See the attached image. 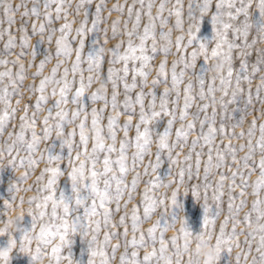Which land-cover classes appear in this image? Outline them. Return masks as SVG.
Masks as SVG:
<instances>
[{
	"label": "snow or ice",
	"instance_id": "obj_1",
	"mask_svg": "<svg viewBox=\"0 0 264 264\" xmlns=\"http://www.w3.org/2000/svg\"><path fill=\"white\" fill-rule=\"evenodd\" d=\"M253 0H227V11H225L224 0H216L215 10L211 11V22L213 25V33L215 45L212 48V54H220L225 59L228 67L223 76L219 78V88L214 86V79L208 83L207 91L204 89L205 80L203 73L197 75L199 85L198 96L201 101L207 100L209 96L213 102L216 97L214 92L220 90L222 96L220 99V107L222 110L227 109L223 97L228 95L231 89V98L228 103H234L238 98L243 97L245 107L242 110L243 114L238 123L231 125L234 129L241 126L245 116L252 114L253 111H259L264 117V107L253 109L251 106L254 103L264 105V48H256L255 61L249 63V57L252 55V49L257 43L254 39L252 42L247 40L249 30L253 27L249 21V8ZM43 13L40 10L41 0H32V6L29 9L27 3H20L15 6L18 10L21 7L24 11L21 13V24L18 31L20 36H14L10 27L14 23V9L10 3L0 0L4 19L9 25L8 28L0 30V38L7 35V39L3 43V48L0 50V66H4V70L0 71V83L7 77L8 85L0 87V135L5 131L6 126L11 119H15L17 108L11 105V97L13 95L22 97L23 93L20 87L23 86L30 96L33 93H38L35 97L34 104L25 103L23 106V114L19 117L20 124L18 131H9L8 139L4 141L0 147V157L7 151L9 155L15 152L17 155L24 151L27 155L19 157V165L27 166V169H33L41 160L45 162V167L41 169L40 174L36 177L37 181H43L47 174V181L39 184L37 193H46L44 195H36L29 197L28 203L32 205L35 202L36 211L29 207L28 212L32 218V226L24 231L17 241L9 234L8 246L11 248L19 243L21 252L30 253V264L41 257L46 256L52 264H60L61 260L66 259L68 264H72L70 252L67 256L63 254V248L71 244V241L66 239V231L68 228L69 213L77 207H83V217H75L83 226L85 234L91 232L88 249V264H94V257H99V264H111L112 259L116 257L117 250L123 247V251L119 255V264H192L191 259L185 261L181 251L184 237L189 234V230L183 225L178 232L170 238H165V232L171 227L176 220V215H173L172 221L163 220L162 217L166 210H169L170 205H174L176 193H171L166 206V197L163 194L155 195V190L160 187V179L157 176L150 178L145 182V187L142 193V199L139 205L132 206L131 214L125 213L120 215L118 222L112 219L113 210L109 205L115 201L116 210L120 209V200L124 195L125 190L128 191L129 200L132 199V193L139 183L141 173L138 171L143 164V174L147 175L149 166L155 170L160 163V154L163 151L168 154L172 161H176L180 153H176V157L172 156V151L177 148H183L187 142L188 136L195 131V122L199 120L200 131L192 137L191 147L188 155L184 157L185 161L191 160V153L200 145L201 150L204 146L208 148L207 160L204 162L203 187L205 189V200L207 201V189L213 188V184L208 180V176L213 169L222 170L226 164L231 173L225 176L223 171H220L218 179L213 188V205L205 203L203 206L204 215L202 219V228L208 229L210 232H215L218 245V254L220 247L227 248L232 251V246L240 248V243L237 239L236 231L237 224L246 223L249 225L253 216H264V120L258 125L259 136L256 137L257 119L254 116L251 120L246 132L242 129L239 133L229 131L228 127L223 122L224 113H221V123L217 128L215 126L216 108L213 106L211 116L208 115L207 102L197 104L198 111L192 113L193 119L183 123L175 129V137L171 143L169 138L172 134L174 121L177 119L176 107L180 100L181 84L183 83L185 71L193 67L195 63L196 52L192 49L188 52L187 49L193 44L195 32L189 26L187 42H184L183 24L184 17L183 4L181 0H175L170 7L169 0H160L159 4H155L154 0H133L132 4H127V18L123 20V29L120 28V17H117L111 22V38L123 35L127 36L126 46L121 51L123 41L116 43L113 47L105 48L104 44L108 42L109 25L108 18L104 15L105 9L109 14L112 11L123 14L125 4L114 3L108 8L106 0H76L73 6L72 0H42ZM139 3V7L135 4ZM94 5V6H93ZM156 7V12L153 14L152 9ZM212 7V0H196L193 3L189 0L187 15L189 19L195 17L198 11L201 15L209 13ZM255 7L259 9L260 16L264 18V0H256ZM72 9V12H69ZM167 11L168 15L163 13ZM73 15V20H69V15ZM32 16L36 19L32 20L31 27L33 34H41L47 32L49 42L55 36V56L58 58L55 65L51 68L48 75L43 74V68L51 61L52 53L46 54L36 65V71L31 73L33 79L40 76L38 84H29L24 86L23 81L26 78L25 64L23 57L29 56L32 59L28 62V67L33 66L32 60L35 59L36 53L34 48L29 52L30 37L27 32V21L23 17ZM41 16L43 17L41 19ZM228 17V21H236L229 23L223 19ZM243 16L240 20L239 17ZM76 17H80L78 23ZM142 17H146V22L141 28ZM174 17L173 27L180 33L175 37L174 46L179 53L177 59H174L169 70L167 68L166 58L170 54L173 47L172 30L164 28L168 25L169 18ZM39 20V25H37ZM63 20L59 27L55 26V21ZM131 22V28L128 25ZM76 23V27L73 24ZM104 27H101V25ZM157 25H159L160 40L163 41L158 46L157 41ZM199 24L197 23V30ZM231 31L233 39L228 38V33ZM259 39L264 40V23L257 27ZM91 34H97L98 37L103 34V43L99 47L84 54L85 39ZM237 38H243L239 43ZM151 40V44L148 41ZM138 41V42H136ZM93 41L92 43H97ZM19 47L20 51L13 52L12 50ZM200 48L203 50L204 45ZM183 49V51H182ZM239 49L237 56L239 59V67H233V50ZM108 53L107 74L103 72V64L105 53ZM73 53L75 58L72 59L71 68L67 66L61 71V65H65L66 60L71 59ZM161 54L163 58L159 61L156 67L157 75L151 81L148 80L153 65L152 61L155 56ZM8 56H14L13 60L7 59ZM206 59V57H205ZM131 62V68L129 67ZM86 63L87 67H83ZM122 63V68H115L113 65ZM137 63L139 66L137 67ZM9 64L18 67L15 73L12 68L7 67ZM179 71H177V67ZM207 70V69H206ZM69 71H71L72 79H69ZM85 71L88 76L85 78ZM131 71L132 80L129 83L127 80L128 74ZM122 73V74H121ZM259 73V82L255 86V97L252 91V80L255 74ZM77 76L79 77L77 79ZM139 77V80L137 79ZM94 81L98 86L89 95V100L95 104L97 101H103L102 106L98 109H91V124L88 125V111L82 100L88 88L92 86ZM111 84V97L107 93V85ZM123 85L124 95L122 101H117L118 87ZM163 85V90L157 95L155 89L159 85ZM247 85V91L244 85ZM9 85L11 91H9ZM49 86L51 91L49 92ZM147 87V91H145ZM140 90L135 93L133 98L130 95L133 89ZM174 93V95H172ZM52 103H49V100ZM195 99L193 95V84L189 80L183 87V105L179 110V119L184 121L188 115V109L192 106ZM20 99L16 100V104H20ZM157 102L159 107L157 108ZM69 104L75 107L69 109ZM122 105V111L121 106ZM171 105V107H169ZM111 106L112 112L107 116V124L102 125L101 120L103 113L107 107ZM138 106L139 115L135 123V136L129 138V129L133 126L132 113L136 111ZM29 107L33 109L31 116L28 114ZM44 110L46 114L40 120V133L37 132V116L38 113ZM200 112H204V116L200 118ZM83 113V117H81ZM163 113L169 117L164 129L153 135L150 129V122ZM125 114L123 125L119 123V117ZM51 121V123H50ZM79 121L77 124L76 122ZM66 125L73 127L65 133ZM205 125L207 129L205 130ZM106 128V133H105ZM79 135V142L74 140V137ZM117 130L123 132L124 138L119 142V149L116 148ZM55 132L56 137L61 141V146H67L68 156L66 167H61L62 158L59 154L52 153L49 146L40 151L39 156L34 154L39 150L40 142L47 141ZM30 134V135H29ZM228 136L229 143L224 145V150L221 151L220 145L215 144L216 136ZM13 136L15 137L14 139ZM247 136V144L241 143L239 150L247 147L248 151L237 158V147L231 143L232 138L243 140ZM255 138V140H254ZM11 140V143L8 142ZM89 140H91V149L88 148ZM106 141H110L107 142ZM155 141L156 152L155 162L149 160L144 164L146 156H151V145ZM131 146L134 151L131 153V170L134 175L131 184L126 183L125 177L129 172V162L127 149ZM216 149L215 159L213 158V147ZM75 149V156L73 151ZM259 152L257 160L256 154ZM113 153H117L113 157ZM102 154V159H101ZM201 152H196L195 174L191 163L187 164V168H180L179 181L182 183L185 179V174L189 180L195 177L200 178ZM235 163L233 168L228 163V159ZM16 156H12L10 163H14ZM101 165L102 167H98ZM257 172L254 181H250L249 177L253 172ZM26 170L19 177L23 181L28 176ZM67 175L71 183V197H65L61 192L56 195V186L58 178ZM239 177V183H237ZM228 180V215H225L223 221L219 225V231H215L216 218L221 211V198L223 196L224 181ZM102 185V186H101ZM199 185L192 186V193L196 195V190ZM233 187L239 188L238 193L241 199L236 203V194L232 192ZM251 188V194L255 197L249 212H246L243 219H239V213L245 206L244 199L247 190ZM26 191L31 190V186ZM153 192V195H149ZM23 202V197H21ZM51 203V212H48V204ZM8 201H4L7 205ZM128 200H125L124 206L127 207ZM142 206V214L140 213ZM158 209H162L158 218L146 229L143 230L141 225ZM47 218V219H45ZM129 220L132 231L131 238L128 237ZM229 220L232 221L231 231L227 230ZM39 221V230L37 231V222ZM59 221V222H57ZM123 226V232H118L116 229ZM101 227L103 232V240H99L98 236ZM109 228L111 230H109ZM264 230V226H262ZM3 230L0 229V232ZM139 233V235H137ZM254 234L249 232L245 236V243L249 245L248 251L241 249L236 253V264H240L241 255L244 256L245 264H264V235L260 236L259 242L256 243V251L258 256H253L252 260L248 261V255L251 252L252 239ZM59 239L58 243H54ZM115 239L117 242L112 243ZM36 242L34 250L30 248L32 241ZM122 240V243H121ZM95 245V246H94ZM158 245V247H157ZM110 247L111 253L107 249ZM143 250V255L140 251ZM173 257L175 260L173 261Z\"/></svg>",
	"mask_w": 264,
	"mask_h": 264
},
{
	"label": "rangeland",
	"instance_id": "obj_2",
	"mask_svg": "<svg viewBox=\"0 0 264 264\" xmlns=\"http://www.w3.org/2000/svg\"><path fill=\"white\" fill-rule=\"evenodd\" d=\"M4 2L10 3L14 9V23L11 25L10 27V31L11 33L17 37V43H18V38L20 36V32L18 31L19 26L21 24V13L24 11V8L21 7L20 9L16 10L15 6L17 4L20 3H27L28 8L30 9L32 6V0H4ZM145 2H147V0H145ZM160 0H154L155 4H159ZM182 4H183V17H184V24H183V35H184V42H187V38H188V31H189V26L191 25L192 31L193 32H197L196 34V39L193 40V44L191 46L188 47L187 51L191 52L193 47H195L196 44V40H200L201 42H208L210 45L212 44V46L215 45V41L212 40L213 37V25L211 22V11L215 10V3L216 0H212V7L210 9L209 13H205L204 15L200 16V13L197 11L195 13V17L192 19L188 18L187 15V11H188V3L189 0H181ZM193 3H196V0H192ZM225 2V11H227V0H224ZM239 2V0H237V3ZM76 0H72V4L73 6L75 5ZM107 6L108 8L111 7L112 4L114 3H123L125 4V10L123 12V14L118 13L116 11H112L111 14L108 13L107 8L105 9L104 15L107 16L108 18V25H109V32H108V42L106 44H104V47L110 48L113 47L116 43L123 41L124 43L122 44L121 47V51H123V47L126 46V41H127V36L123 35V33L121 32V35L117 36L116 38H111V22L113 20H115L117 17H120V28L121 30L123 29V20L125 18H127V4H132L133 0H106ZM173 3H175V0H169V4L168 6L170 7ZM255 3L256 0H253L252 5L249 8V21L252 24V28L249 30V34L247 36V40L249 42H252L254 39L257 40V43L254 45V48L252 49V55L248 58L249 59V63L251 64L252 62L255 61V57H256V52L255 49L256 48H264V40H260L259 39V34L257 32V27L261 24L264 23V18H262L260 16V12L259 9H257L255 7ZM94 6V5H93ZM139 3L135 4V7H139ZM40 10L41 13H43V3L41 0V4H40ZM69 12H72V9H69ZM153 14H155L156 12V7L154 6L152 9ZM163 15L167 16L168 13L167 11H165L163 13ZM43 17L41 16V19ZM36 19V17H32V16H27V17H23V20L27 21V32L28 35L30 37L29 40V48L27 49V51H31L32 48H34V51L36 53L35 59L32 60V64L33 66L31 68H29L28 62L30 59H32L29 56H25L23 57V63L25 64V71H26V78L23 81V85H29V84H38L39 80H40V76H36L34 79L31 76V73H34L36 71V65L39 63V61L48 53H52V59L51 61H49L45 67L43 68V74L44 75H48L50 73L51 68L55 65L56 60L58 59L55 56V36L59 35V33H55L53 35V40L51 42L48 41L47 36L48 33L44 32L43 33V39L41 38V34L36 33L33 34L32 32V27H31V22L32 20ZM80 17H76V21L78 23ZM223 19L225 21H228V17L224 16ZM240 20L243 19V16L239 17ZM69 20H73V15H69ZM174 17L169 18V22L168 25L164 28V31H167L168 28H173L172 30V40H173V47L171 49L170 54L167 56L166 58V63H167V68L169 70V80H170V68H171V64L172 61L174 59H177L179 56V53H177L175 46H174V42H175V37L180 34L174 27ZM39 20H37V25H39ZM146 22V17H142L141 20V28L143 26V23ZM229 23H236V21H228ZM63 23V20L60 21H55V26L59 27V24ZM197 23L199 24V29L197 31ZM9 25L7 24L6 20L4 19L3 16V12H2V6H0V30L4 29V28H8ZM73 27H76V23L73 24ZM101 27H104V25L102 24ZM129 29L131 28V22H129L128 25ZM159 32H160V28L159 25H157V41H158V46L163 43V41L160 40V36H159ZM228 38L231 40L233 39V35L231 33V31H229L228 33ZM7 39V35L3 36L2 38H0V50H2L3 48V43L4 41ZM243 38H237V42L239 43ZM93 41H98L97 43H92ZM138 42V41H136ZM103 43V34H101L100 37L97 36V34H91L88 37H86L85 39V46L83 49L84 54H88L90 51L94 50L95 48L99 47L100 44ZM149 44H151V40L148 41ZM13 52H18L20 51L19 47L15 48L12 50ZM183 51V49H182ZM239 49H234L233 50V67L234 68H238L239 67V57L237 56ZM108 53H105V60H104V64H103V72L106 76L107 74V68L109 67L108 63H107V58H108ZM15 57L14 56H8L7 59L9 60H13ZM75 58V54L73 53L72 58L66 60L65 65H61V71L63 70V68L65 66H67L69 69L71 68V62L72 59ZM163 58V56L161 54H158L155 56L154 60L152 61V71L150 73V75L148 76V80L151 81L153 79V77H155L157 75L156 73V67L159 64V61ZM137 67L139 66V64L137 63L136 65ZM7 67L12 68L13 72L15 73L17 66H14L12 64H9ZM83 67H87L86 63L83 65ZM113 67L115 68H122V63H117L115 65H113ZM129 67L131 68V62H129ZM179 67H177V71H179ZM206 61L201 57V58H197L194 67L188 68L185 71V76H184V80L183 83L181 84L180 88H181V93H180V100L177 104L176 107V115H177V119L174 121V125H173V129H172V134L169 138V142L171 143L173 140L176 139L175 137V129L177 127H179L182 123L184 125L187 124V121L190 119H193L192 113H196L198 111L197 109V104L200 103H205L207 102L209 104V108L207 109L208 115L211 116L212 114V108L213 106L216 108V119H215V126L218 128L220 123H221V113H224V118H223V122L226 125V127H228L229 131H235L236 133H239L242 129L246 132L247 128L249 127V124L251 122V120L253 119V117L255 116L257 119V132H256V137L259 136V131H258V125L259 123L264 120V117L261 116L259 111H253L252 114L245 116L244 122L241 126H238L234 129L231 128V125L234 123H238L240 121V118L243 114L242 110L245 107V101L243 97L238 98L234 103H228V101L231 98V89H229V93L228 95L224 96L223 99L225 101V103L227 104V109L226 110H222L220 107V99L222 96V92L220 90H217L214 92V95L216 97L215 102L212 101L211 96H209L207 98V100L205 101H201L199 96H198V92H199V85L197 82V75L198 74H205L206 73ZM4 70V66H0V71ZM122 74V73H121ZM85 78L88 76V73L85 71L84 73ZM79 77L77 76V79ZM69 79H72V74L71 71H69ZM139 80V77L137 78ZM128 82L130 83L132 80V74L131 71L128 74L127 77ZM189 80L192 81L193 84V95L195 96V99L192 103V106L188 109L189 115L188 117L184 120L181 121L179 119V110L180 107L183 105V87L184 84H186ZM205 80V84H204V89L205 91H207L208 88V83L210 81H212V79L210 77H207L204 79ZM259 82V73L255 74V78L252 80V91H253V96L255 97V86L256 84ZM4 85H8V79L7 77L3 80L2 83H0V87H3ZM98 86V84L94 81V83L92 84V86L90 88H88V90L86 91L85 95L82 97V100L87 108L88 111V117H87V122L88 125L90 126L91 124V109L92 107H96V108H100L103 104V101H97L95 104H93L90 100H89V95L90 93L95 90V88ZM214 86L217 87V89L219 88V80H215L214 81ZM245 90L247 91V85H244ZM140 89H133L130 93V95H132V97H135V93L137 91H139ZM145 91H147V87H145L144 89ZM163 90V85H159L155 91L157 93V95ZM9 91H11V86L9 85ZM20 91L23 93L22 97H17L15 95H13L11 97V105L13 107L17 108V112L15 113V119H11L9 124L6 126L5 131L2 135H0V147L3 146L4 141L6 139H8L7 134L9 131H18L19 130V124H20V120L19 117L23 114V106L25 103L28 104H34L35 103V97L36 95H38V93H33L30 94L24 90V87L21 86L20 87ZM51 91V86H49V92ZM107 93L109 98L111 97V84L109 83L107 85ZM118 93L119 95L117 96V101H122L123 100V95H124V89H123V85L120 84L118 87ZM174 95V93L172 94ZM20 99V104H16V100ZM49 103H52V100H49ZM69 109L75 107L72 104H69L67 106ZM121 107V111H122V105ZM159 107L158 102H157V108ZM169 107H171V105H169ZM253 109H260L262 107H264V105L257 103H254L251 106ZM0 108H3V105L0 104ZM33 109L31 107H29L28 110V114L29 116H31ZM112 112L111 106L107 107L103 113V118L101 120V124L102 125H106L107 124V116L109 115V113ZM46 114V112L44 110H41L38 113L37 116V132L38 134H42L40 133V128H41V123L40 120L42 119V117ZM83 113H81V117H83ZM138 115H139V109L138 106L136 108V111L134 113H132L133 116V121L132 124L133 126L129 129V133L128 136L129 138L134 137L135 136V123L138 119ZM200 118L202 119L204 116V112H200ZM167 119H169V117L165 116L163 113L160 114V116L158 118H156L154 121L150 122L149 127L150 129L153 131V135L161 132L164 127L167 124ZM125 120V114H122L119 117V123L121 125H123ZM51 123V121H50ZM77 124L79 123V121L76 122ZM73 126L72 125H66L65 127V133L71 129ZM207 129V125H205V130ZM106 128H105V133H106ZM200 131V124H199V120H196L195 122V131L191 132L188 136L187 142L184 143V147L180 148L177 147L172 151V156L176 157V153L179 152L180 155L179 157H177L176 161H172L170 159L167 158V156L165 155L166 152L164 153L163 151L160 154V163L158 165V167L156 168V173L157 176L159 177V179L164 180L167 178L168 175L173 174V176L175 177L176 181H179V171L181 167H184L185 169L187 168V164L191 163L192 167H193V173L195 174V161H196V152L200 151L201 152V164H200V178L197 179L195 177V175L193 176V178L191 180L188 179L187 174H185V179L184 181L180 184V190L182 193H178L177 195V200L178 202H180L181 204V208L180 209H176L175 207H173L170 210H166L164 213V216L162 217V222L163 220H167L168 222L172 221L173 215H176V213L179 211V215L184 216L185 218V224L188 228L189 231L193 232V233H197L201 230L202 227V219H203V215H204V209L203 206L205 205V203H207L208 205H213V200H212V196H213V188L215 186V182L218 179L219 173L220 171H223L225 176H229L231 175V173L228 170V165L226 164V166L222 169V170H217V169H213L209 176H208V180L213 184V188H208L207 189V201L205 200V189L203 187V169H204V162L207 160V155H208V148L207 146L203 147V150H201L200 145H197L196 149L192 151L191 153V160L190 161H185L184 157L186 155H188L189 153V149L191 147V140L192 137L197 135ZM30 135V134H29ZM15 137L13 136L12 139H14ZM124 138L123 132L121 130H117V138H116V148L119 149V142L121 139ZM74 140L78 143L79 142V135H78V129H77V135L74 137ZM255 140V138H254ZM9 143H11V140H8ZM110 142V141H106ZM229 143V137L223 136L221 137L220 135L216 136L215 139V144H219L221 151L224 150V145ZM231 143L234 144L237 147V158L242 157L245 152L248 151L247 147H245L243 150H239V145L241 143H244L245 145L247 144V136H245V138L243 140L241 139H236V138H232L231 139ZM50 148V151L52 153H56L59 154L62 158L61 161V167H66L67 165V156H68V149L67 146H61V141L58 137H56L55 132L53 131L52 135L50 136V138L47 141H41L38 148L39 150L34 154L35 156H39L40 155V151L44 150L46 147ZM88 148L89 150L91 149V140H89L88 143ZM134 151V149L129 146L127 149V154H128V162H129V172L127 173L125 180L126 183H128L129 185L131 184V180L132 177L134 175V172L131 170V153ZM151 152L152 155L151 156H146L144 159V164H147L149 162V160H151L152 162H155V152H156V144L155 141H153L152 145H151ZM117 153H113V157L116 155ZM27 155L26 152L21 151L18 155L13 152L11 155L8 154L7 151L4 152L3 156L0 157V219H4L5 217L3 216V208H4V200H11L12 198V193L13 191L16 192V201L15 204L18 206L17 211H19L20 209H23L25 214L23 216V218L18 222L17 224V229L12 233V237L14 239H16L17 241L19 240L20 236L22 235V233L28 229L31 228L32 226V218L31 216H29L26 212L29 209V207H31L33 209V212L36 211L35 209V202H33L32 205H29L28 203V199L29 197H33L36 195H44L46 193H37V187L39 184L45 183L47 181V174H45L44 180L43 181H37L36 177L40 174L41 169H43L45 167V162L43 160H41L33 169H27V166L25 165L24 167H21L19 165V157L20 156H24ZM212 155L213 158L215 159L216 156V149L215 146L213 147V151H212ZM12 156H16V160L14 163H10V161L12 160ZM73 156H75V149L73 151ZM256 158L258 160L259 158V152H257L256 154ZM101 159H102V154H101ZM228 163L231 164V166L233 168L236 167L235 163L231 162V159H228ZM98 167H102L101 165H98ZM28 171V176L26 179H24L23 181L19 180V177L21 176L22 173H24L25 171ZM138 171L141 173V176L139 178V183L137 184L135 190L132 193V199L129 200L128 198V191L125 190L123 197L120 200V209L117 211L116 210V203L115 201H113L109 207L113 210V216L112 219L114 222H118L120 215L122 214H131V210H132V206L134 204L139 205V202L142 199V193L145 187V182L148 181L150 178L156 176V173L153 172V170L151 169V167L149 166V172L147 175L143 174V164L140 165ZM258 173L257 172H253L252 175L249 177L250 181H254L256 178V175ZM228 183L229 181L226 179L224 181V187H223V196L221 198V211H220V215L216 218V222H215V231L218 232L219 231V225L220 223L223 221L225 215H228V195H229V189H228ZM237 183H239V177H237ZM194 184L199 185V187L196 190V195H193L192 193V186ZM29 186H31V190L26 191L25 189H28ZM102 186V185H101ZM173 187H175V184L173 185ZM17 189H19V191H16ZM186 191V193H184ZM240 189L233 187L232 192L234 194H236V203H239V200L241 199V197H239L238 193H239ZM61 192L64 194L65 197H71V183L69 178L67 177V175H63L61 177L58 178L57 181V186H56V195L59 196L61 194ZM161 193H164L166 200H165V204L166 206L168 205L169 201L168 198L171 196V189L167 190L165 192L164 189L162 188H158L155 190V195L159 196ZM149 195H153V192H149ZM21 197H23V202H21ZM244 199L246 200V204L245 206L241 209L240 213H239V219H243V216L246 212H249L252 206V202L255 199V197L251 194V188L249 187V189L247 190V194L245 195ZM125 200H128V204L127 207L124 206V202ZM48 212H51V203L49 202L48 204ZM162 209H158L156 211V213H154L151 216V219L147 220L146 222H144L141 225V228L143 230H146L159 216V213ZM140 213L142 214V206H140ZM69 215L72 218H75L77 216H80L81 218L83 217V207H77L75 208L74 211L70 212ZM47 219V218H45ZM59 222V221H57ZM129 232H128V237L131 238L132 236V231H131V226H130V220H129ZM178 228L179 225L177 224V232H178ZM232 229V221L229 220L228 224H227V230L231 231ZM37 231L39 230V221L37 222ZM104 228L101 227V231L99 233L98 239L99 240H103V232H104ZM109 230H111L109 228ZM118 232H123V226H120L116 229ZM236 231L238 233V241L240 243V248H237L235 245L232 246V251L229 252V250H227V248L222 249L221 252L219 253L218 259L216 264H236V253L240 252L241 249H243L244 251H248L249 245L247 243H245V236L248 233V229H247V224L246 223H240L237 224L236 227ZM137 235H139V233H137ZM173 235V232L171 230L166 231L165 232V238L168 239ZM8 233H3L0 234V247H6L8 244ZM91 238V232H89L87 237H82L79 234H73L71 237V244L68 246V248L65 246L63 248V254L64 256H67V252H70L71 255V259L75 262V264H87L88 262V246H89V242L88 240ZM249 239L253 240V243L251 245V252L248 255V261L250 262L252 260L253 256H258V253L256 251V239H258V237H256L255 239L253 237H249ZM59 239L57 238V240L54 241V243H58ZM112 243H116L117 241L115 239H113L111 241ZM122 243V240H121ZM95 246V245H94ZM36 247V242L33 240L30 248L32 250H34ZM158 247V245H157ZM108 253H111V249L110 247L107 249ZM123 251V247L119 248L117 250L116 253V257L114 259H112L111 264H119V255L120 253ZM140 255H143V250L140 251ZM186 259V258H183ZM94 264H99L100 258L99 257H94ZM175 260V257H173V261ZM8 264H30V257L26 254V252H21L19 250V243H17L16 246H14V248H12V250L10 251L9 254V260H8ZM37 264H39V262H37ZM60 264H68V261L66 259L61 260ZM240 264H245V259L244 256L241 255L240 257Z\"/></svg>",
	"mask_w": 264,
	"mask_h": 264
},
{
	"label": "clouds",
	"instance_id": "obj_3",
	"mask_svg": "<svg viewBox=\"0 0 264 264\" xmlns=\"http://www.w3.org/2000/svg\"><path fill=\"white\" fill-rule=\"evenodd\" d=\"M198 31V30H197ZM195 32L194 38L196 39ZM212 40H214V34L212 37ZM203 44L204 48L203 50L200 48V45ZM212 44L210 45L208 42H201L200 40H196L195 47H193V50L196 52L195 62L197 58H203L206 61L207 70L206 73L203 75V78L210 77L214 80H219L221 76L224 75V73L227 70V63L222 55L212 54ZM206 57V59H205ZM195 63L193 64L194 67ZM168 157V154H165ZM154 173H156V169L153 170ZM157 176V173H156ZM158 177V176H157ZM175 184V187L173 185ZM180 184L178 183L173 176L172 172L170 175L167 176L166 179L161 180L160 179V187L165 190V192L169 189H171V193L175 192V202L174 205L169 206V210L175 207L176 209L181 208L180 202L177 200L178 193H182L180 190ZM16 191H19L17 189ZM186 193V191L184 192ZM164 195V193H161ZM8 201L7 205H4L3 208V216L4 219H0V229L3 231L0 232V234L8 233L12 235V233L17 229L18 222L23 218L25 212L23 209H20L17 211L18 206L15 204L16 201V192L13 191L11 200H4ZM29 216L30 213L26 212ZM177 224L179 225L178 230L185 225V218L184 216L179 215V211L176 213V220L175 223L167 229V231L171 230L173 234L177 232ZM262 226H264V216H253L252 222L247 225V229L249 232H252L254 234V239H256V243L259 242L260 236L264 235V230H262ZM73 234H79L82 237H87L88 234L84 233L83 226L79 220H76L75 218H72L71 216L68 217V228L66 231V239L71 241V237ZM72 242V241H71ZM89 242V240H88ZM68 248V246L66 245ZM13 247H9L8 244L6 247H0V264H8L9 260V254ZM89 249V246H88ZM222 249H225L224 247H220L219 253ZM183 253V258L185 261L191 259L192 264H216L217 262V254H218V245L216 241V234L215 232H210L206 228H202L197 233L189 232L188 235L184 237L183 246L181 249ZM26 254L30 256V253ZM52 264V262L49 260L46 256H41L37 258L34 261V264ZM72 264H75V262L72 260ZM88 264V262H87Z\"/></svg>",
	"mask_w": 264,
	"mask_h": 264
}]
</instances>
